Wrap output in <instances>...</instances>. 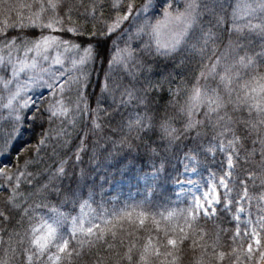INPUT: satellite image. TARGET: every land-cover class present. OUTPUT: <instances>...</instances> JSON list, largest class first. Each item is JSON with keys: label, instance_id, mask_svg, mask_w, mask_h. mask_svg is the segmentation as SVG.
<instances>
[{"label": "snow or ice", "instance_id": "snow-or-ice-1", "mask_svg": "<svg viewBox=\"0 0 264 264\" xmlns=\"http://www.w3.org/2000/svg\"><path fill=\"white\" fill-rule=\"evenodd\" d=\"M0 14V264H71L85 246L115 247L94 220L107 214L105 185L123 179L153 193L187 183L184 206L164 218L190 227L234 209L232 243L216 259L264 261V212L241 219L245 203L264 209V0H5ZM85 35L110 40L107 54L98 40L76 42ZM25 124L40 131L17 149ZM89 202L102 211L86 220ZM178 259L149 239L111 264Z\"/></svg>", "mask_w": 264, "mask_h": 264}, {"label": "rangeland", "instance_id": "rangeland-1", "mask_svg": "<svg viewBox=\"0 0 264 264\" xmlns=\"http://www.w3.org/2000/svg\"><path fill=\"white\" fill-rule=\"evenodd\" d=\"M4 2L5 0H0V13L3 11ZM241 2H243V0H241ZM7 3H32V0H7ZM83 3L87 5L88 0H83ZM12 15H14V13H12ZM0 19H3L2 14H0ZM260 43L261 41L258 38L254 40V46L257 51H259ZM65 67L71 69L72 65L68 63ZM96 67L99 69L100 63H97ZM186 75L190 76L191 72H187ZM200 83L204 84L205 82L201 80ZM212 86L214 87L215 85L212 84ZM0 88H2V85H0ZM33 92L37 94L43 93L45 97L48 96L46 89H31L29 94L31 95ZM4 97H6V94H4ZM33 98L35 99L36 97L34 96ZM167 99L168 97L165 96L164 100H161V103H164ZM3 102H7L6 98L3 99ZM13 103H15V101ZM2 110L3 109H0V111ZM2 123L3 121H0V124ZM24 128L25 131L23 135L16 143L17 149L23 148L25 144H34L37 139V134L40 131L38 126L32 128L28 124H25ZM49 152H51V146H49ZM133 155H135V153ZM220 159H222V156L218 154L216 156L217 165ZM210 162L211 157L209 158V163ZM176 164L177 162L174 160L173 167H175ZM201 176H203L205 180L207 179V172H205L203 168L200 173L192 177V179L202 186ZM189 189L190 186L187 183L184 185L183 189L169 184L166 185L165 189H157L155 193H153L146 189L142 183L137 185L135 181L128 179L119 180L111 187L105 185L103 208L107 210V214L101 219L94 220V222L106 229L105 237L108 243L114 244L115 247L108 248L106 244L100 242H97L92 248L85 246L83 254L80 257H73L71 259V264H98L99 261H108V264H111V260L115 259V254L125 251L129 244H135L137 248H142L143 244L147 243L149 239L152 240L153 244L159 246L162 252L165 250L174 251L179 257L177 264H195L196 261H200V264H229L227 257L223 261H218L214 253L229 251V246L232 243L229 237L235 230V222L233 220L234 209L230 212H223L221 210L220 214L211 219L201 218L198 224L191 227L185 223L182 217L173 216L169 219L164 218L169 211L173 209L179 210V208L184 206L182 201H184L185 193ZM173 190L181 193L179 198L173 195ZM223 191V189H220L221 193H223ZM89 203L90 207H85L83 209V212L86 214V220L100 216L102 211V209H97L96 204ZM244 207L245 213L241 217L242 221L247 218L249 211L253 219L257 218L258 212H264V209H262L261 205L255 200L251 202V206L245 203ZM60 211H64V209H60ZM80 211L79 206H77L74 215H79ZM129 213L131 214L130 216L128 215ZM43 214L44 218L51 223L52 221L49 219V216L52 213L50 210L44 209ZM105 219L110 221L107 225L102 222V220ZM141 219L144 221L143 224L140 223ZM181 228L184 229V234L190 237L182 243L180 242V236L182 235L180 232ZM199 229H203L204 232L202 239L199 235ZM221 229L226 231H219ZM111 231L116 232L115 238L112 237ZM218 231L220 237L219 244L213 249L210 245ZM168 238L177 240V247L175 249L167 245ZM3 240L5 243L0 244V256L3 255V249L8 246V236L4 235ZM193 240H196L197 244H207L209 247L206 249L203 247H196L193 245ZM121 241L124 242L123 247H121ZM9 255H11V252ZM161 260H163V257H161ZM168 261H171V257L168 258ZM62 264H69V262L65 260L62 261ZM261 264H264V261H261Z\"/></svg>", "mask_w": 264, "mask_h": 264}, {"label": "trees", "instance_id": "trees-1", "mask_svg": "<svg viewBox=\"0 0 264 264\" xmlns=\"http://www.w3.org/2000/svg\"><path fill=\"white\" fill-rule=\"evenodd\" d=\"M68 38H70V36L66 35L65 39H68ZM88 40H92L93 42H96L98 40L99 41L98 51L101 52L102 57L107 54V49L111 45V41L110 40H107V39L102 38V37H90V36H88V38H87V35H85L84 37H81L76 42L77 43H81V42H86ZM97 63H100L99 60L97 61ZM15 155H16V153H13L12 157L15 158ZM21 162H22V160H21Z\"/></svg>", "mask_w": 264, "mask_h": 264}]
</instances>
